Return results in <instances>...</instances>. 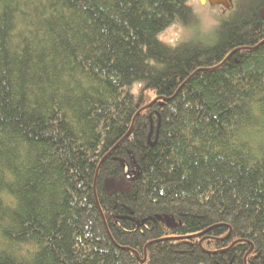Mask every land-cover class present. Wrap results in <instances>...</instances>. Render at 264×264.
<instances>
[{
    "label": "trees",
    "instance_id": "obj_1",
    "mask_svg": "<svg viewBox=\"0 0 264 264\" xmlns=\"http://www.w3.org/2000/svg\"><path fill=\"white\" fill-rule=\"evenodd\" d=\"M0 264H264V0H0Z\"/></svg>",
    "mask_w": 264,
    "mask_h": 264
},
{
    "label": "rangeland",
    "instance_id": "obj_2",
    "mask_svg": "<svg viewBox=\"0 0 264 264\" xmlns=\"http://www.w3.org/2000/svg\"><path fill=\"white\" fill-rule=\"evenodd\" d=\"M189 2L198 17L199 28L201 31H206L212 28L228 11L222 10L218 5L211 6L206 1L202 3L199 0H189ZM192 32V29L183 28L178 24H173L160 34V38L167 43H176L179 40L188 38Z\"/></svg>",
    "mask_w": 264,
    "mask_h": 264
},
{
    "label": "water",
    "instance_id": "obj_3",
    "mask_svg": "<svg viewBox=\"0 0 264 264\" xmlns=\"http://www.w3.org/2000/svg\"><path fill=\"white\" fill-rule=\"evenodd\" d=\"M199 1H201L202 3H204L206 1L211 6H213V5L221 6L225 10H228L232 4V0H199Z\"/></svg>",
    "mask_w": 264,
    "mask_h": 264
},
{
    "label": "bare ground",
    "instance_id": "obj_4",
    "mask_svg": "<svg viewBox=\"0 0 264 264\" xmlns=\"http://www.w3.org/2000/svg\"><path fill=\"white\" fill-rule=\"evenodd\" d=\"M231 8H232V6H231L228 10H230ZM224 10H225V9H224ZM151 132H152V129L150 130V133H151ZM150 133H149V135H148V140H149L150 135H151Z\"/></svg>",
    "mask_w": 264,
    "mask_h": 264
},
{
    "label": "flooded vegetation",
    "instance_id": "obj_5",
    "mask_svg": "<svg viewBox=\"0 0 264 264\" xmlns=\"http://www.w3.org/2000/svg\"><path fill=\"white\" fill-rule=\"evenodd\" d=\"M233 1H234V0H232V4H231L232 7H233ZM219 7H221V6H219ZM221 8H222V7H221ZM222 10H224V9L222 8Z\"/></svg>",
    "mask_w": 264,
    "mask_h": 264
}]
</instances>
